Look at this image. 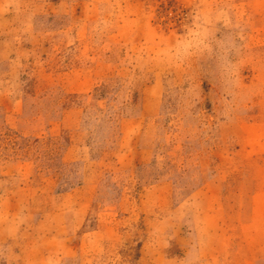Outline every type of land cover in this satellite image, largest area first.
<instances>
[{
    "label": "rangeland",
    "instance_id": "obj_1",
    "mask_svg": "<svg viewBox=\"0 0 264 264\" xmlns=\"http://www.w3.org/2000/svg\"><path fill=\"white\" fill-rule=\"evenodd\" d=\"M256 185L264 0H0V264H264Z\"/></svg>",
    "mask_w": 264,
    "mask_h": 264
},
{
    "label": "crops",
    "instance_id": "obj_2",
    "mask_svg": "<svg viewBox=\"0 0 264 264\" xmlns=\"http://www.w3.org/2000/svg\"><path fill=\"white\" fill-rule=\"evenodd\" d=\"M257 129H258V127H254V126L253 127H251V126L241 127V140L243 141L244 146L250 145L248 143V142H250V139H251L250 134L252 131H254L253 133H256L255 131H257ZM254 139L256 141H260L257 137ZM248 150H250V149H246V147H243V151L240 152L238 157H241L242 161H245L249 157L251 158L254 155H258L261 153L260 151H254V150L251 151V153H250V151H248ZM245 165H246L245 163L240 164V166L242 168L239 167V171H242L245 168ZM238 181H240V180H238ZM238 181H237V184H238ZM239 184H240L239 187L241 189H244L245 183L239 182ZM248 187H250V186L248 185ZM256 189H257V185H256ZM243 196H245L244 193H243ZM248 196H250V198H248L249 199L248 202L246 203L244 201V203L241 206L242 208L238 207V210L239 209L241 210L240 214L242 215V216H236V217H239L238 218L239 224H241V223L244 224L246 221V218L251 221L254 218H258V216L264 217V209L262 208V206H264V186L260 187V189H257L256 191H254V193H252V195L250 194ZM241 198H243V197L241 196ZM251 202H253L254 208L251 206ZM248 205L251 208L252 216L246 215L247 209L245 208V206H248ZM209 217L211 218V221L214 223V225L210 228L212 230V232L210 234H211V236L214 237V243L213 244L218 246V247L223 246V242H222L223 239H222V234L220 232L219 222L221 221V224H225L227 226H231L233 223L231 224L230 222H227V220H229V216H209ZM195 235H196V237H199V236L204 235V233L200 234L199 232H197V234H195Z\"/></svg>",
    "mask_w": 264,
    "mask_h": 264
}]
</instances>
